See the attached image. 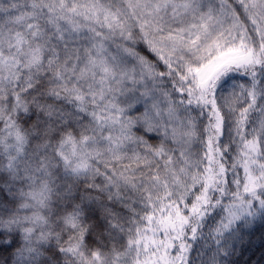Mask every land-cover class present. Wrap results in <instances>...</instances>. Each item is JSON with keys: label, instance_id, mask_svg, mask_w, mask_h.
Instances as JSON below:
<instances>
[{"label": "snow or ice", "instance_id": "snow-or-ice-1", "mask_svg": "<svg viewBox=\"0 0 264 264\" xmlns=\"http://www.w3.org/2000/svg\"><path fill=\"white\" fill-rule=\"evenodd\" d=\"M0 264H264V0H0Z\"/></svg>", "mask_w": 264, "mask_h": 264}]
</instances>
